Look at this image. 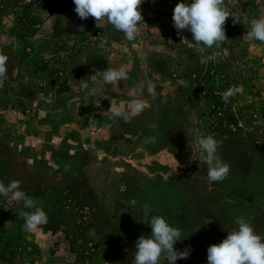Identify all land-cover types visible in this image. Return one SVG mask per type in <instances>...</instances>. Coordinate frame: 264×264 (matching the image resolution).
I'll use <instances>...</instances> for the list:
<instances>
[{
	"label": "rangeland",
	"instance_id": "rangeland-1",
	"mask_svg": "<svg viewBox=\"0 0 264 264\" xmlns=\"http://www.w3.org/2000/svg\"><path fill=\"white\" fill-rule=\"evenodd\" d=\"M179 2L144 0L145 23L130 42L107 21L81 20L73 0H0V51L9 57L0 181L19 180L48 216L26 232L23 203L0 198V264H134L137 238L151 234L145 204L182 230L174 247L191 251L176 264H207L208 247L241 215L264 236V43L246 36L264 18V0H226L235 18L228 40L206 54L181 42H194L190 31L177 36ZM121 66L130 78L105 85L102 72ZM81 79L100 93L89 96ZM139 81L155 95L137 96ZM136 99L142 113L111 118V103L131 111ZM201 134L222 142L230 165L222 182L207 181L194 143Z\"/></svg>",
	"mask_w": 264,
	"mask_h": 264
},
{
	"label": "clouds",
	"instance_id": "clouds-1",
	"mask_svg": "<svg viewBox=\"0 0 264 264\" xmlns=\"http://www.w3.org/2000/svg\"><path fill=\"white\" fill-rule=\"evenodd\" d=\"M155 2V0H153ZM74 11L81 20L89 17L98 22L107 21L115 30L122 32L127 41H135L140 34L139 25L144 22L141 14V5L144 0H73ZM233 14L226 6V0H180L173 9V27L177 36L182 31H190L192 41L181 36V42H188L200 54H206L210 49L218 47L228 40L225 24ZM145 23V22H144ZM83 30V25L76 26ZM246 36L249 40H257L264 43V18L252 19L250 30ZM9 57L0 51V86L9 78ZM130 77L125 67L107 68L102 72V80L105 85L117 86L121 81ZM81 90H87L89 96L100 93L97 86L90 87L88 82L81 79ZM137 96L146 91L149 95H155V87L151 83L139 81L135 85ZM233 92L231 89L222 94L225 103L230 101ZM144 103L136 99L131 104V111L122 106L111 103L109 112L112 119H119L127 123L131 116L144 111ZM155 127V125H152ZM202 153L201 159L207 165V181H224L229 174L230 165L226 163L218 153L221 141L213 134L198 135L194 141ZM178 162V161H177ZM179 163H177V168ZM195 176V175H194ZM193 176V177H194ZM0 198L6 201L22 202L23 210L20 215L24 219V231L33 232L48 222L47 213L43 204L26 194L19 180H13L8 185L0 181ZM144 223L149 224L151 234L141 235L135 242L136 251L133 254L134 264H176L178 259H187L190 248L183 251L175 249L177 241H182V230L172 226L168 218L155 215V209L145 204ZM212 223L211 218L204 217L203 225ZM234 225L228 231L227 237L218 244H212L207 249V264H264V236L256 233L250 219L243 215L234 220ZM197 228L196 231H198Z\"/></svg>",
	"mask_w": 264,
	"mask_h": 264
}]
</instances>
